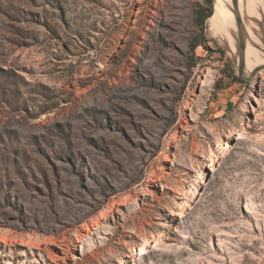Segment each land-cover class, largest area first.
Instances as JSON below:
<instances>
[{"label": "rangeland", "instance_id": "rangeland-1", "mask_svg": "<svg viewBox=\"0 0 264 264\" xmlns=\"http://www.w3.org/2000/svg\"><path fill=\"white\" fill-rule=\"evenodd\" d=\"M214 1L0 0V264H264V68Z\"/></svg>", "mask_w": 264, "mask_h": 264}, {"label": "bare ground", "instance_id": "bare-ground-1", "mask_svg": "<svg viewBox=\"0 0 264 264\" xmlns=\"http://www.w3.org/2000/svg\"><path fill=\"white\" fill-rule=\"evenodd\" d=\"M212 22L225 46L237 48L238 55L252 66L262 67L257 59L264 62V0H215ZM240 45H244L246 51H241ZM243 62L245 70H253L245 60ZM142 249L140 254L145 257L148 249Z\"/></svg>", "mask_w": 264, "mask_h": 264}, {"label": "trees", "instance_id": "trees-1", "mask_svg": "<svg viewBox=\"0 0 264 264\" xmlns=\"http://www.w3.org/2000/svg\"><path fill=\"white\" fill-rule=\"evenodd\" d=\"M197 15H198L197 23L204 26L205 20L213 15L212 4L210 3V7L208 8L207 12H205V10L202 9V10L198 11ZM198 45H200V42H194L192 44V50H194ZM237 79H239V78H237Z\"/></svg>", "mask_w": 264, "mask_h": 264}, {"label": "water", "instance_id": "water-1", "mask_svg": "<svg viewBox=\"0 0 264 264\" xmlns=\"http://www.w3.org/2000/svg\"><path fill=\"white\" fill-rule=\"evenodd\" d=\"M214 7H215V1H214ZM264 68V66H262V67H260L257 71H259V70H261V69H263ZM256 71V72H257ZM254 74V73H253ZM252 74V75H253ZM239 75L240 76H243V77H246V76H244L245 74H244V71H242V70H240V68H239ZM248 77H250V76H248Z\"/></svg>", "mask_w": 264, "mask_h": 264}]
</instances>
